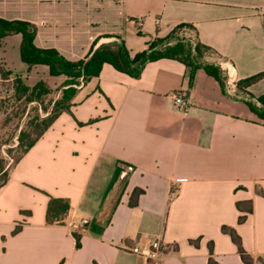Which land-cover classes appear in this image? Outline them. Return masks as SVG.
<instances>
[{
    "label": "crops",
    "instance_id": "obj_1",
    "mask_svg": "<svg viewBox=\"0 0 264 264\" xmlns=\"http://www.w3.org/2000/svg\"><path fill=\"white\" fill-rule=\"evenodd\" d=\"M0 18L32 23L36 47L71 61L96 41L135 44L133 56L148 38L190 25L217 57L204 61L224 73L221 84L198 69L189 86L175 60L148 62L138 78L104 64L0 187V264H208L209 242L217 264H245L221 226L264 260V117L248 106L259 107L264 79L236 87L264 71V0H0ZM20 45L19 34L1 40L12 75L64 82L44 65L28 70ZM48 196L68 200L63 225L45 223ZM248 200L238 223L236 203ZM153 240L162 249L151 258L131 252Z\"/></svg>",
    "mask_w": 264,
    "mask_h": 264
},
{
    "label": "trees",
    "instance_id": "obj_2",
    "mask_svg": "<svg viewBox=\"0 0 264 264\" xmlns=\"http://www.w3.org/2000/svg\"><path fill=\"white\" fill-rule=\"evenodd\" d=\"M178 26H184L192 31L194 30L190 25ZM12 34H19L21 36L19 49L20 60L27 66L28 70L36 65H44L48 69L49 76H63L65 78L64 82L56 89H51L41 80L29 87L17 75H14L13 80H11L10 76L12 72L6 69L0 59V83L3 84L8 83L10 80L12 81L11 90L14 93V101H22L23 105L35 103L42 112L41 115L38 111H35V114L31 118L27 115L28 120L19 131L16 146L8 150V157L10 152L14 151L16 153L13 157L12 168L60 114L70 112V108L74 105L73 100L79 89L86 85L90 79L98 77L104 64H108L116 71L132 78H138L148 62H153L158 59H171L180 62L187 68L189 86L198 69H202L207 75L213 77L221 84L224 80V75L219 67L202 60L204 52L213 54L215 52L212 48L200 43L195 35V43L192 44L183 38L172 37L168 34L165 37L158 38L153 44L147 45L144 50L135 53L133 56L130 55L122 40L100 45H96V41L91 46L85 59L71 61L65 59L53 48L42 49L36 47L33 43L36 27L32 23L0 18V47L2 38ZM261 79H264V71L237 81L236 87L238 89L247 88ZM255 102L259 104V107L251 104H248V106L253 112L264 117V95L256 97ZM23 112L24 110L16 109L14 116H20ZM8 174L5 169V162L0 157V187L6 183ZM142 193V190L134 189L130 195L129 205L135 206L138 196ZM236 208L239 212L243 213L237 218V222L242 223L252 211L251 201L236 203ZM68 213L69 202L67 199L48 196L45 210L46 224L63 225ZM19 229L20 226H15L12 235L17 233ZM220 230L223 234L229 236L243 263L252 264L254 261H257L264 264V260L259 257L254 259L244 250L240 237L234 228L221 226ZM72 235L76 241V247H78V235L76 233H72ZM189 243L194 247L198 246L196 241L190 240ZM147 264L151 263L147 261ZM208 264H217L212 257V242L208 243Z\"/></svg>",
    "mask_w": 264,
    "mask_h": 264
},
{
    "label": "rangeland",
    "instance_id": "obj_3",
    "mask_svg": "<svg viewBox=\"0 0 264 264\" xmlns=\"http://www.w3.org/2000/svg\"><path fill=\"white\" fill-rule=\"evenodd\" d=\"M168 34L171 35L172 37H177L181 39L183 38L184 40L189 41L192 44L195 43L194 33L188 27H184V26L173 27ZM130 36L132 39H136V36H140V35L131 33ZM158 38L160 37L153 36L148 38L146 46L153 44ZM127 45H128L126 46L127 49L129 48L130 50L135 49L137 47L134 46L135 44H130L132 45L130 46L129 42H127ZM205 57H209L217 60L216 55L210 52H204L202 60H204ZM216 66L220 68V66L218 65ZM220 71H222V69ZM13 78L14 75H11L10 79L13 80ZM11 80L8 83H3V84L0 83V157L5 162V169L7 173H9V171L11 170L13 166V157L16 155V153L12 151L10 152V155L8 157V150L16 146L19 131L26 124L28 120V116L29 118H31L35 114V111H38L39 114L42 115V112L39 110L37 104L31 103V104L23 105L22 101H18V102L14 101L13 99L14 93L11 90L12 87ZM22 81L25 83V85L29 86L28 80L26 78H23ZM60 85L51 86V87L49 86V87L51 89H56ZM16 109L24 110L23 114L15 117L14 112Z\"/></svg>",
    "mask_w": 264,
    "mask_h": 264
},
{
    "label": "built area",
    "instance_id": "obj_4",
    "mask_svg": "<svg viewBox=\"0 0 264 264\" xmlns=\"http://www.w3.org/2000/svg\"><path fill=\"white\" fill-rule=\"evenodd\" d=\"M139 25V23H137ZM178 102L181 100L178 98ZM162 249V246L159 241L153 240L149 243L148 248L145 251H142L139 246H135L131 249V252L134 254L146 256L147 258H151L154 254Z\"/></svg>",
    "mask_w": 264,
    "mask_h": 264
}]
</instances>
